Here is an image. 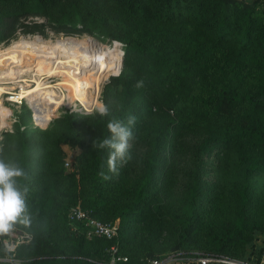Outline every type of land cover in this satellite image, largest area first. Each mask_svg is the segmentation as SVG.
<instances>
[{
	"label": "rangeland",
	"instance_id": "1",
	"mask_svg": "<svg viewBox=\"0 0 264 264\" xmlns=\"http://www.w3.org/2000/svg\"><path fill=\"white\" fill-rule=\"evenodd\" d=\"M3 10L0 4V12ZM85 33L95 37L105 48L108 67L98 82V90L88 96L71 79L57 82L59 76L51 77L47 80L49 84H59V105L54 112L41 117L36 116L25 100L18 104L13 102L11 94L0 97V158L18 163L20 144L25 137L33 148L34 155L24 185L29 189L27 202L33 192L43 190L47 196L50 188H55L61 205L53 212L55 229L62 225L59 220L61 212L65 214L66 208L72 204L84 207L105 222L117 224L115 219L119 212L133 203V194L143 177L152 144L159 140L163 146L160 149L162 171L150 190V197L145 199L140 216L143 220L130 225L127 245L120 249L119 254L128 257L131 264H145L148 259L176 252L177 232L173 216L182 209L194 180L200 184L198 202L202 206V228L192 241V250L210 252L208 235L222 231L238 216H244L249 220L248 230L243 244L237 246L231 255L245 259L263 252L264 171L254 172L248 177L244 175L246 166L264 158L261 149L242 142L228 148L204 147L205 134L198 123L187 129L172 130L164 144L162 134L167 120L174 113L163 109L159 96L163 94L162 89L146 80L139 64L135 66V74L126 72L124 44L121 42L76 29L58 28L48 16L23 15L0 23V48L20 38L38 36L53 42L66 37L79 38ZM115 42L122 50L113 52L111 47ZM120 73L125 75L123 79H113L121 76ZM147 90L150 92L144 94L143 91ZM100 103L108 106V116L86 114L88 109H94ZM130 115L136 117L129 148L132 158L126 163L118 162L117 173H112L107 163L112 150L106 148L98 181L91 185L90 175L98 150L93 144L98 145L96 138L102 132L97 123L102 119L109 122L123 118L126 124ZM66 127L71 128L72 133L68 134ZM245 186L246 197L243 199L240 192ZM29 211L32 224L27 230L33 231L48 223L35 209L29 208ZM45 236L54 241L61 238L58 230ZM110 246L99 243L89 247L88 261L80 264H110ZM2 250L0 244V255ZM173 264L189 263L180 261Z\"/></svg>",
	"mask_w": 264,
	"mask_h": 264
},
{
	"label": "trees",
	"instance_id": "2",
	"mask_svg": "<svg viewBox=\"0 0 264 264\" xmlns=\"http://www.w3.org/2000/svg\"><path fill=\"white\" fill-rule=\"evenodd\" d=\"M0 4L4 9L0 12V23L23 15H44L58 28L76 29L123 43L126 72L135 74V66L139 64L146 80L162 89L159 96L163 109L174 113L162 134L164 144L172 130L198 123L204 130V147L228 148L242 142L261 149L264 155V10L257 0H0ZM118 42L111 47L113 52L122 50ZM123 77L121 74L113 79ZM119 120L124 122L123 118ZM106 121L97 123L102 129L96 138L98 144L110 138ZM66 131L72 133L69 127ZM159 142L155 140L152 144L133 203L115 219L118 231L114 239L88 240L81 223L73 229L66 215L75 204L66 208L65 214L61 212L62 225L55 229L53 212L61 205L56 189L50 188L47 196L43 190L30 195L29 208L48 223L33 231L25 229L32 233L33 239L29 245L17 249V257L27 264H80L88 261L87 249L99 243L108 246L116 243L120 252L127 245L130 225L143 220L140 216L145 199L150 197L162 171L163 146ZM105 150L98 148L95 153L91 185L98 181ZM20 151L18 164L26 172L25 177L19 178L23 188L34 155L26 137L21 141ZM244 171L245 177L264 171V158L253 161ZM245 188L240 192L243 199ZM199 193L200 184L194 180L182 209L173 216L177 232L175 251L192 250V241L202 228ZM248 223L247 218L238 216L229 227L209 234L210 252L231 255L243 244ZM56 230L60 239L54 241L45 236ZM263 252L245 259H258ZM127 264H131L130 260Z\"/></svg>",
	"mask_w": 264,
	"mask_h": 264
},
{
	"label": "bare ground",
	"instance_id": "3",
	"mask_svg": "<svg viewBox=\"0 0 264 264\" xmlns=\"http://www.w3.org/2000/svg\"><path fill=\"white\" fill-rule=\"evenodd\" d=\"M104 55L103 44L86 33L53 42L38 36L12 41L0 48V97L11 94L20 104L25 100L38 117L54 112L60 99L57 82L71 79L92 94L108 67ZM54 76L60 79L49 84Z\"/></svg>",
	"mask_w": 264,
	"mask_h": 264
},
{
	"label": "clouds",
	"instance_id": "4",
	"mask_svg": "<svg viewBox=\"0 0 264 264\" xmlns=\"http://www.w3.org/2000/svg\"><path fill=\"white\" fill-rule=\"evenodd\" d=\"M139 86V85H138ZM98 113L101 117L109 115L106 104L95 105L94 109H88L87 115ZM136 123V117L130 115L127 123L112 119L108 122L110 138H104L98 145L94 142L93 147L100 149L110 148L112 151L108 158V168L112 173H117L118 162L126 163L132 157L129 153L130 140L133 139L132 128ZM101 175H104L101 172ZM26 172L17 162L0 158V238L3 239L5 252H12L15 244L8 238H15L18 226L27 229L31 227L32 216L29 211L27 186L21 188L19 178L25 177ZM107 178V177H105ZM27 236V233H22Z\"/></svg>",
	"mask_w": 264,
	"mask_h": 264
},
{
	"label": "built area",
	"instance_id": "5",
	"mask_svg": "<svg viewBox=\"0 0 264 264\" xmlns=\"http://www.w3.org/2000/svg\"><path fill=\"white\" fill-rule=\"evenodd\" d=\"M261 9L264 10V0H257ZM20 104V103H18ZM66 218L68 223L75 229V224L81 223L85 227V233L87 238H104L106 240H112L117 236L118 225L105 222L92 215L91 211L79 206L73 205L68 211ZM27 233V236L22 235ZM3 239L0 238V244L3 247ZM15 244V249L12 252H5L0 255V264H27L23 260L17 257V249L22 245L29 244L33 235L31 232L18 227V233L15 238H8ZM111 252L110 264H127L128 258L121 256L118 252L117 245H111L109 247ZM185 262L189 264H264V252L258 259H241L228 254L215 253V252H201L197 250L189 251H176L161 258L148 259L146 264H173L174 262Z\"/></svg>",
	"mask_w": 264,
	"mask_h": 264
}]
</instances>
